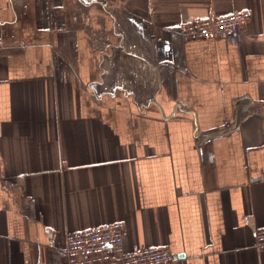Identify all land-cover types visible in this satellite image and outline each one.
Returning <instances> with one entry per match:
<instances>
[{
	"label": "crops",
	"instance_id": "obj_1",
	"mask_svg": "<svg viewBox=\"0 0 264 264\" xmlns=\"http://www.w3.org/2000/svg\"><path fill=\"white\" fill-rule=\"evenodd\" d=\"M252 11L238 43L179 30ZM123 222L172 264H264V0H0V264Z\"/></svg>",
	"mask_w": 264,
	"mask_h": 264
},
{
	"label": "built area",
	"instance_id": "obj_2",
	"mask_svg": "<svg viewBox=\"0 0 264 264\" xmlns=\"http://www.w3.org/2000/svg\"><path fill=\"white\" fill-rule=\"evenodd\" d=\"M253 18L252 11H236L198 22L184 23L180 32L189 40L224 38L238 43L241 31ZM128 231L123 222L69 233L66 246L60 251L65 264H172V253L163 248L127 251ZM257 246L264 248V228L256 231Z\"/></svg>",
	"mask_w": 264,
	"mask_h": 264
}]
</instances>
